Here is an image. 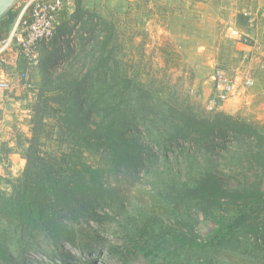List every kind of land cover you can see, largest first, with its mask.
Here are the masks:
<instances>
[{
    "label": "rangeland",
    "instance_id": "374dc122",
    "mask_svg": "<svg viewBox=\"0 0 264 264\" xmlns=\"http://www.w3.org/2000/svg\"><path fill=\"white\" fill-rule=\"evenodd\" d=\"M28 1L11 7L16 19ZM64 1L68 15L60 16L63 33L57 31L58 38L42 45L35 88L5 92L0 190L12 192V183L23 174L34 108L49 79L56 81L64 73L86 83L101 78V87L109 90L112 84L113 93L123 92L119 107L122 112L126 106L138 110L137 121L126 124L121 115L116 118L123 132L117 148L127 159L124 165L113 169L109 157L105 161L100 154L86 153L89 162L100 159L107 168L103 195L109 197V207L97 211L98 219L73 224L77 241L57 248L43 231L10 228L0 220V232H5L0 242L6 249L0 264H264V246L242 232L220 244L190 243L212 240L214 216L234 214L232 206L224 211L212 199L200 198L195 188L215 180L232 191L257 182L251 161L257 141L231 131L226 136L169 138V124L177 121L173 109L180 117L187 106L197 113L232 115L264 136V0ZM78 12L82 17L76 19ZM108 38L104 49L101 41ZM19 62L18 69L9 70L11 80L24 65ZM217 69L232 75L237 88L211 110ZM124 75L132 80L128 88ZM103 96L105 106L111 95ZM109 108L103 113L112 112ZM46 122L55 126L46 127L49 139L43 141L59 155L57 146L65 145V135L56 119ZM176 236L186 237L187 243Z\"/></svg>",
    "mask_w": 264,
    "mask_h": 264
},
{
    "label": "trees",
    "instance_id": "16d2710c",
    "mask_svg": "<svg viewBox=\"0 0 264 264\" xmlns=\"http://www.w3.org/2000/svg\"><path fill=\"white\" fill-rule=\"evenodd\" d=\"M63 14L64 18L68 15L67 11ZM17 15V12L9 10L0 19L1 38L8 33H3L4 28L7 29ZM73 16L76 19L82 17L79 12ZM60 30L59 26L58 33ZM55 38H58L57 33ZM108 41L109 38L101 41V47L106 49ZM121 80L126 88L132 81L127 75L121 76ZM56 81L48 80L46 94L40 95L34 108L33 135L25 149L27 164L22 176L12 183V192L0 190V220L7 221L10 228L15 226L30 232L43 231L52 244L60 248L65 242L77 241V228L73 226L74 223H79L84 218L98 219L97 211L109 207L105 202V198L108 200L109 197L103 195V177L107 168L100 159L99 162H89L86 153L100 154L105 157L101 160L105 161L109 157L113 169L124 165L127 159L120 155L117 148L123 132L119 130L116 118L121 115L124 119L122 123L133 124L137 121L138 110L126 106L122 112L117 100L118 97L123 99V92L113 93L112 84L111 91L107 90L103 80L105 87H101V78H94L93 81L92 77L86 83L78 75L69 77L64 73ZM104 93L111 95V98L109 104L106 101L105 106H102ZM108 105L112 118L107 117L109 113H103ZM173 111L178 122L169 124V138H186L191 135L202 138L212 135L226 136L231 131L257 141V150L251 154V161L257 167V182L244 189L230 191L212 179L214 181L195 188L200 198L212 199L224 211L232 206L234 214L227 216L224 212L214 216L217 224L214 238L208 242H190L191 245L210 246L224 243L235 232H242L259 241L260 246H264V136L256 130H250L248 125L232 115L220 112L197 113L189 106L181 110L180 117L178 109ZM47 118L56 119L57 125L62 129L61 133L65 135V145L61 146V142L57 146L59 155H53L43 141L49 139L46 127L55 126L48 124ZM135 156L138 157L137 154ZM3 234L5 232H0V238ZM175 239L182 243L188 241L184 236H176ZM0 256L6 259V249L2 242Z\"/></svg>",
    "mask_w": 264,
    "mask_h": 264
},
{
    "label": "built area",
    "instance_id": "2783aa9c",
    "mask_svg": "<svg viewBox=\"0 0 264 264\" xmlns=\"http://www.w3.org/2000/svg\"><path fill=\"white\" fill-rule=\"evenodd\" d=\"M67 5L64 0H29L7 35L0 37V107H3L6 100V91L15 88L31 91L35 88V72L41 63V47L49 45L55 37L61 14L68 12ZM20 60L24 65L16 75L17 81L11 80L9 70L18 69ZM236 88V79L224 69H217L214 96L209 101V108L217 109L221 102L236 92Z\"/></svg>",
    "mask_w": 264,
    "mask_h": 264
},
{
    "label": "water",
    "instance_id": "95a60500",
    "mask_svg": "<svg viewBox=\"0 0 264 264\" xmlns=\"http://www.w3.org/2000/svg\"><path fill=\"white\" fill-rule=\"evenodd\" d=\"M18 0H0V19L11 9Z\"/></svg>",
    "mask_w": 264,
    "mask_h": 264
}]
</instances>
